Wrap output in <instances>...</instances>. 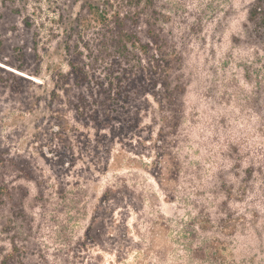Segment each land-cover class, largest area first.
Returning <instances> with one entry per match:
<instances>
[{
  "label": "rangeland",
  "instance_id": "rangeland-1",
  "mask_svg": "<svg viewBox=\"0 0 264 264\" xmlns=\"http://www.w3.org/2000/svg\"><path fill=\"white\" fill-rule=\"evenodd\" d=\"M264 264V0H0V264Z\"/></svg>",
  "mask_w": 264,
  "mask_h": 264
},
{
  "label": "trees",
  "instance_id": "trees-1",
  "mask_svg": "<svg viewBox=\"0 0 264 264\" xmlns=\"http://www.w3.org/2000/svg\"><path fill=\"white\" fill-rule=\"evenodd\" d=\"M225 246L217 239L210 241L206 246L192 251V260L199 264H236L232 255L225 254Z\"/></svg>",
  "mask_w": 264,
  "mask_h": 264
}]
</instances>
